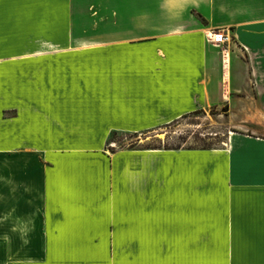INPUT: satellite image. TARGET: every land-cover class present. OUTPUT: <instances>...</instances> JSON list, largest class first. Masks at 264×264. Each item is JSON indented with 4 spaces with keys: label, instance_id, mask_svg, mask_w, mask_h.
Returning <instances> with one entry per match:
<instances>
[{
    "label": "crops",
    "instance_id": "0c3cea01",
    "mask_svg": "<svg viewBox=\"0 0 264 264\" xmlns=\"http://www.w3.org/2000/svg\"><path fill=\"white\" fill-rule=\"evenodd\" d=\"M0 264H264V0H0Z\"/></svg>",
    "mask_w": 264,
    "mask_h": 264
},
{
    "label": "rangeland",
    "instance_id": "374dc122",
    "mask_svg": "<svg viewBox=\"0 0 264 264\" xmlns=\"http://www.w3.org/2000/svg\"><path fill=\"white\" fill-rule=\"evenodd\" d=\"M224 112L214 108L192 112L166 126L140 133L116 132L108 146L220 147L228 131L235 130Z\"/></svg>",
    "mask_w": 264,
    "mask_h": 264
},
{
    "label": "built area",
    "instance_id": "2783aa9c",
    "mask_svg": "<svg viewBox=\"0 0 264 264\" xmlns=\"http://www.w3.org/2000/svg\"><path fill=\"white\" fill-rule=\"evenodd\" d=\"M219 37V39L217 38ZM209 42L216 44L217 46H222L223 51H225L230 44L233 43V37L230 29L227 27H218L211 30L208 36Z\"/></svg>",
    "mask_w": 264,
    "mask_h": 264
},
{
    "label": "trees",
    "instance_id": "16d2710c",
    "mask_svg": "<svg viewBox=\"0 0 264 264\" xmlns=\"http://www.w3.org/2000/svg\"><path fill=\"white\" fill-rule=\"evenodd\" d=\"M199 111H201V110H196V111H194V112H199ZM187 115V114H186ZM186 115H183L182 117H185ZM108 142H112V137H110L109 138V140H108ZM134 145L132 144V145H130V147H133ZM110 148H111V150H115L116 149V147L115 146H109ZM120 148H122V147H120ZM145 148H166V149H180V148H186V147H182V146H149V147H145ZM187 148H192V147H187ZM202 148H211V147H202Z\"/></svg>",
    "mask_w": 264,
    "mask_h": 264
},
{
    "label": "snow or ice",
    "instance_id": "6c2138e0",
    "mask_svg": "<svg viewBox=\"0 0 264 264\" xmlns=\"http://www.w3.org/2000/svg\"><path fill=\"white\" fill-rule=\"evenodd\" d=\"M219 39V37H217Z\"/></svg>",
    "mask_w": 264,
    "mask_h": 264
}]
</instances>
